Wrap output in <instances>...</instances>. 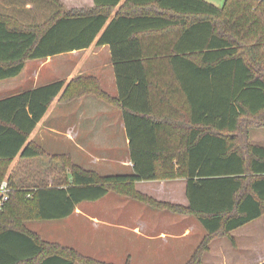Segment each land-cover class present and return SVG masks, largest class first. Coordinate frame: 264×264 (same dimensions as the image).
<instances>
[{
  "label": "trees",
  "instance_id": "16d2710c",
  "mask_svg": "<svg viewBox=\"0 0 264 264\" xmlns=\"http://www.w3.org/2000/svg\"><path fill=\"white\" fill-rule=\"evenodd\" d=\"M40 22L0 11V81L30 61L94 44L110 47L119 97L94 77H74L0 100V186L12 163L51 159L65 185L29 193L8 184L0 208L19 203L17 217L0 212V264H114L47 243L26 230L28 220L69 218L82 203L116 192L155 210L195 217L205 237L186 264H203L219 238L264 217V0H94L66 9L59 0ZM94 95L124 112L133 175L100 176L31 139L54 102ZM187 180L189 206L150 198L141 181ZM10 224V225H9ZM125 264H131L128 259Z\"/></svg>",
  "mask_w": 264,
  "mask_h": 264
},
{
  "label": "crops",
  "instance_id": "0c3cea01",
  "mask_svg": "<svg viewBox=\"0 0 264 264\" xmlns=\"http://www.w3.org/2000/svg\"><path fill=\"white\" fill-rule=\"evenodd\" d=\"M62 2L69 9H92L95 6L94 0ZM52 10L51 5L42 1L0 0V11L16 16L23 14V18L32 19L30 23L42 14L45 18ZM35 62H41L42 68L28 74L29 65ZM74 77H94L108 95L115 99L119 97L110 47L94 44L86 50L27 63L19 76L0 81V100ZM31 139L48 153L70 156L78 166L99 175L134 174L131 140L123 110L94 95H85L67 104L54 102ZM17 160L21 165L28 163L20 158L15 162ZM29 162L37 168L50 163L37 159ZM48 175L52 173L45 170L44 178H40L52 181L53 177ZM23 184L35 189L31 182ZM136 189L159 202L189 206L187 180L184 178L141 181L137 182ZM124 200L127 199L109 193L97 202L79 204L69 218L45 222L65 225L78 217L92 223L96 242L89 250H76L85 256L114 264H125L128 259L131 264H186L206 235L205 229L193 216L155 210L130 199L127 203ZM87 205L94 206L93 213L85 211L84 206ZM232 236L234 242L224 238L228 245L222 250L221 264H264V217L234 231ZM212 246L205 254L203 264L209 261Z\"/></svg>",
  "mask_w": 264,
  "mask_h": 264
},
{
  "label": "rangeland",
  "instance_id": "374dc122",
  "mask_svg": "<svg viewBox=\"0 0 264 264\" xmlns=\"http://www.w3.org/2000/svg\"><path fill=\"white\" fill-rule=\"evenodd\" d=\"M59 1L62 2V0H59ZM205 1L217 7H223L225 4V0H205ZM65 8L69 10V8H67L66 6ZM42 15H40V17H38L33 22L42 21L44 18L42 17ZM23 16H24L23 14L17 15V17L20 18L24 23L31 22L30 20L32 19L23 18ZM42 63H45V61H43ZM36 68H39V69L42 68L41 62L39 63L35 62L33 64H30L27 70L28 74L33 72L34 69ZM30 86H33V85H30ZM251 142L254 145L264 146V128L251 130ZM37 160L47 161L50 163L49 165H44V166L41 165V168H37V166L35 164H31L29 160H28V163L26 162L27 164H24V165H21L20 164L21 162H18V160L16 162L14 161L12 165L10 166L7 176L5 177V179L2 180V183L7 182L9 184L11 181L14 184L15 188L26 190L25 193H29L34 189H30L29 184L27 186H24L23 182L33 183L34 188H38V187L46 186V185L54 186V185H65L66 184L65 180L67 177L61 173L62 172L61 167L57 163L53 162L51 159H48V160L37 159ZM50 165H53V167H50ZM54 165L58 167H55ZM45 170L52 173V175H48L49 177L50 176L53 177L52 181H44L42 178H40V176L44 178L43 172ZM38 176H39L38 178L39 180L37 183L36 179ZM111 193H115L119 197H123L128 200V198H126L125 196H121L120 194L116 192H111ZM119 199L121 200V198ZM127 200H124V202L127 203ZM18 204L19 203L15 202L7 208L0 209V212L5 213L7 216L10 215L11 217H17L18 216L17 214ZM84 207L86 208L85 211L89 213L94 212L93 205H87ZM91 224L87 221L79 219L78 217L72 218L65 225L51 224L45 221H39V220L32 219V220H28L25 222V228L27 231L38 235L41 238V240L44 242L58 243L65 247L74 249L75 251H78L76 249H84V250L88 249L89 250L90 248H92V246L96 242V233L93 229V226H91ZM224 238H219L212 243L213 249L211 253L208 255L209 261L206 262V264H221L220 261L223 257L222 250L225 249V245H228V240L227 239L224 240ZM227 255H230V253H227ZM78 264H81V263H78Z\"/></svg>",
  "mask_w": 264,
  "mask_h": 264
},
{
  "label": "built area",
  "instance_id": "2783aa9c",
  "mask_svg": "<svg viewBox=\"0 0 264 264\" xmlns=\"http://www.w3.org/2000/svg\"><path fill=\"white\" fill-rule=\"evenodd\" d=\"M8 198V183L3 182L0 186V208Z\"/></svg>",
  "mask_w": 264,
  "mask_h": 264
}]
</instances>
